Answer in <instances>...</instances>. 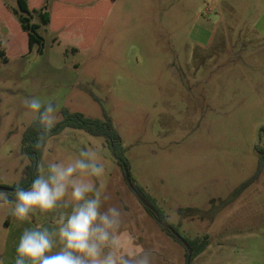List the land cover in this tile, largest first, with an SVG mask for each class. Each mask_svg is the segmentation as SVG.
Instances as JSON below:
<instances>
[{
	"label": "rangeland",
	"instance_id": "obj_1",
	"mask_svg": "<svg viewBox=\"0 0 264 264\" xmlns=\"http://www.w3.org/2000/svg\"><path fill=\"white\" fill-rule=\"evenodd\" d=\"M110 2L90 48L74 51L79 38L42 26L40 54L29 51L7 8L17 1L0 0L8 59L0 56V187L20 186L31 165L21 144L37 114L25 99H38L41 111L53 105L54 126L64 109L94 119L106 113L133 185L185 240L207 237L190 264H264V0ZM82 148L104 165L93 180L108 197L102 209L122 211L127 249L151 251L153 264H187L185 246L148 213L104 138L65 129L48 140L39 166L67 163ZM53 218L20 222L9 206L0 207V261L14 264L23 229L51 226Z\"/></svg>",
	"mask_w": 264,
	"mask_h": 264
},
{
	"label": "clouds",
	"instance_id": "obj_2",
	"mask_svg": "<svg viewBox=\"0 0 264 264\" xmlns=\"http://www.w3.org/2000/svg\"><path fill=\"white\" fill-rule=\"evenodd\" d=\"M24 105L37 114L41 131L33 147L40 150L56 122V109L49 104L41 111V102L35 98L25 99ZM103 174L98 154L82 148L67 163L49 161L46 170L38 166L29 187L17 185L12 193L0 191V207L9 206L20 222H30L40 214L54 217L51 226L23 229L14 264H153L151 251L127 249L121 209H102L108 197L93 178Z\"/></svg>",
	"mask_w": 264,
	"mask_h": 264
},
{
	"label": "trees",
	"instance_id": "obj_3",
	"mask_svg": "<svg viewBox=\"0 0 264 264\" xmlns=\"http://www.w3.org/2000/svg\"><path fill=\"white\" fill-rule=\"evenodd\" d=\"M16 1L18 5L16 8H10L9 6H7V8L18 17L22 30L27 34L29 51L32 52L35 48H37V52L43 54L45 48V40L44 37L39 33V30L42 26H50L52 5L50 6L48 4V1L45 0L42 7H40L39 9H32L29 6L28 0ZM36 16L39 18L40 23L34 22V18ZM2 46V42L0 41V56L4 59L5 62H7L8 59L6 56V51L2 49ZM74 51H77V49H74ZM68 128L83 130L92 136L104 138L109 144V147L115 160L117 161V164L123 169L124 174L125 170L130 169L129 161L125 157V149L123 147L121 136L114 128L111 118L106 113L104 115V119H94L85 116L83 113L70 112L69 110L64 109L62 111V119L55 126H53L51 132L47 134L44 144L40 150H36L33 147L37 140L38 131H41L38 121H34L24 132L21 144V154L29 159L31 165L26 168L25 177L22 180L20 187H29L33 179L38 174L39 161L42 157L43 150L48 140L59 135ZM262 130H264V128ZM259 162V170H261L264 164V153L262 154ZM248 184L249 183H246L243 186L246 187ZM135 188L142 195V197L146 199L148 203L155 209V211H152L149 208L145 207L148 213L158 222V224L165 232H167L176 241L181 243L168 228H165L163 226V224H168V222L166 221L164 214L156 206L155 202H153V200H151L141 189L137 187ZM172 227L179 233L177 228H175L174 226ZM205 239H207V237H205ZM205 239H186L193 250L192 260L198 257L206 249L208 242ZM188 255L189 253L187 251V259Z\"/></svg>",
	"mask_w": 264,
	"mask_h": 264
},
{
	"label": "crops",
	"instance_id": "obj_4",
	"mask_svg": "<svg viewBox=\"0 0 264 264\" xmlns=\"http://www.w3.org/2000/svg\"><path fill=\"white\" fill-rule=\"evenodd\" d=\"M30 8L42 7L45 0H36ZM110 0H56L51 8L50 30L66 39L79 38L77 50L88 49L101 30L102 20L110 8ZM37 9V8H34Z\"/></svg>",
	"mask_w": 264,
	"mask_h": 264
},
{
	"label": "water",
	"instance_id": "obj_5",
	"mask_svg": "<svg viewBox=\"0 0 264 264\" xmlns=\"http://www.w3.org/2000/svg\"><path fill=\"white\" fill-rule=\"evenodd\" d=\"M125 178H126V181L129 184V186L133 189V191L135 192V194L137 195V197L139 198V200L143 203V205L146 208L152 209V206L148 203V201L146 199H144L142 197V195L138 192V190L133 185V183L131 181V177H130L129 170H125ZM0 191H10V192H13V189H9V188H6V187H0ZM163 226L165 228H168L174 234V236H176L177 239L185 246V248L187 249V251L189 253L188 259H187V264H190L191 261H192L193 250H192L191 246L189 245V243L172 226H170L169 224H163Z\"/></svg>",
	"mask_w": 264,
	"mask_h": 264
},
{
	"label": "flooded vegetation",
	"instance_id": "obj_6",
	"mask_svg": "<svg viewBox=\"0 0 264 264\" xmlns=\"http://www.w3.org/2000/svg\"><path fill=\"white\" fill-rule=\"evenodd\" d=\"M150 210H152V211H155V209L152 207V209H150Z\"/></svg>",
	"mask_w": 264,
	"mask_h": 264
}]
</instances>
